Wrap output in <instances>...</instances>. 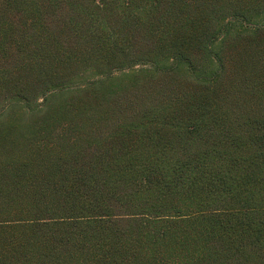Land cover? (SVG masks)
I'll use <instances>...</instances> for the list:
<instances>
[{"label":"trees","instance_id":"1","mask_svg":"<svg viewBox=\"0 0 264 264\" xmlns=\"http://www.w3.org/2000/svg\"><path fill=\"white\" fill-rule=\"evenodd\" d=\"M75 67L66 159L0 128V264H264V0H0V111Z\"/></svg>","mask_w":264,"mask_h":264},{"label":"rangeland","instance_id":"2","mask_svg":"<svg viewBox=\"0 0 264 264\" xmlns=\"http://www.w3.org/2000/svg\"><path fill=\"white\" fill-rule=\"evenodd\" d=\"M65 9L67 8H64L63 10ZM59 14L61 15L59 16L58 21H61V20L62 22L67 21V19L64 17L62 13H58V15ZM55 24H57V22ZM38 42H39V39H38ZM75 43L76 42L73 41L72 39H64V45L66 46L65 48H68L69 45H72V44L74 45ZM17 57L18 55H16L15 53V55L12 58L15 59ZM10 62L11 60L8 61L7 65H5L4 74H7L9 71H14L13 67H15L16 64L13 60H12V64H10ZM22 68L27 69L29 68V66H27L26 64ZM76 71H77V67L71 70H66L65 73L60 72V70L58 69L57 72L59 73L61 77L67 80H71L72 87H70V89L68 90L66 88H60L58 92H56V94L49 97V100L43 103L47 105L45 106L46 109L44 111H39L40 108H42V99H37V96L39 97L40 95V94H37V92L40 91L39 87L33 84L32 79L29 77L30 72L29 73L21 72L18 79H16L14 83H16L17 85L19 84L23 85V88L25 89L23 91L26 96L25 101H23L22 104L19 103L20 105H15V106H12V104L8 105L7 103H4L5 108H3L0 111V128L6 127V125L9 126L14 115L19 116L20 118L23 117L25 121L24 124L26 126L20 129L21 131L20 133L22 134H19V132L16 130L17 132H14L11 136L12 139H16V140L18 139V141H22V135H24V137L27 139H30V140L34 139V141H41V140H47V135L51 136L52 141H50L48 145V149L45 150L46 148L45 146L41 151L42 155L37 152V154H39V157L37 158L35 162L37 161L43 162L44 161L43 158L45 154L49 152V150H51L50 155L51 154L55 155V157H52V158H55L56 161L58 159H61L62 161L63 159H66L68 157L67 155H69V152H68L69 148H67V146H64V149L62 148L60 149L61 144L59 145L57 143V139L58 140L62 139V141H64L67 138H69V135H73L75 134V132L78 134L75 128L70 129L68 127L69 120L71 119L70 118L71 115L70 114L66 115L65 112L61 110L63 109L64 104L66 105L73 104L77 106L78 103L76 101L78 100V98L81 97V95L79 94L80 88L81 86H83V82L86 81V78L75 77L74 73H76ZM158 77L159 76H157V78ZM123 82H124L123 80L120 81L121 84H123ZM152 82H154V80H152ZM147 84H149V82ZM132 97L133 95H130L129 100L127 102H125V100L122 99V104L123 103L132 104V101H131ZM126 98L127 97H125V99ZM19 111H21L22 115H20ZM13 112H16V113H14L13 115ZM125 112L128 116H131L133 113L132 109H129V108ZM121 117H123V115H121ZM11 129L15 130V128H11ZM71 145H72L73 150L75 151V155L74 157H72V160L68 158L65 162H85V160H87V157H88L86 149H82L76 152L78 148L74 144H71ZM4 148L6 149L8 147L3 142H0V166L1 164L8 163L6 161H9L8 158L10 154L5 152ZM30 148L32 149V147ZM24 150H25V153L28 155L29 148L24 149ZM76 154L78 155L76 156ZM61 161L59 160V162Z\"/></svg>","mask_w":264,"mask_h":264}]
</instances>
